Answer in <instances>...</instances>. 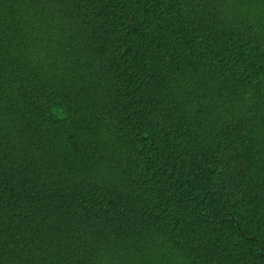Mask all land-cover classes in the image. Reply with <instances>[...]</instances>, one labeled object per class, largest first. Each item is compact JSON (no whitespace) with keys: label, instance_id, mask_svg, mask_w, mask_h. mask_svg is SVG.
I'll return each instance as SVG.
<instances>
[{"label":"trees","instance_id":"1","mask_svg":"<svg viewBox=\"0 0 264 264\" xmlns=\"http://www.w3.org/2000/svg\"><path fill=\"white\" fill-rule=\"evenodd\" d=\"M0 264H264V0H0Z\"/></svg>","mask_w":264,"mask_h":264}]
</instances>
